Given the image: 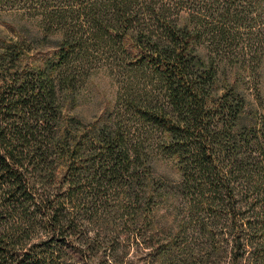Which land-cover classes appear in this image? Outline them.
Here are the masks:
<instances>
[{"label": "trees", "instance_id": "trees-1", "mask_svg": "<svg viewBox=\"0 0 264 264\" xmlns=\"http://www.w3.org/2000/svg\"><path fill=\"white\" fill-rule=\"evenodd\" d=\"M129 2L113 1L121 7L116 15L110 1L112 15H98L91 34L131 42L136 64L151 68L152 87L128 91L102 125L79 133L75 120L63 121L64 90L75 76L69 59L82 42L74 33H66L57 59L45 67L24 70L15 53L8 67L0 64V264H67V258L86 264L92 244L83 239L81 204L120 187L140 188L148 205L156 139L160 152L178 160L182 193L201 197L205 236L232 237L230 264H243V234L252 222L244 207L249 199L257 205L261 192L253 188L264 184V104L241 125L245 98L232 85L219 93L221 68L197 53L192 29L164 21L163 8L157 34L114 29L113 20L132 22ZM87 190L96 193L83 201Z\"/></svg>", "mask_w": 264, "mask_h": 264}, {"label": "rangeland", "instance_id": "rangeland-1", "mask_svg": "<svg viewBox=\"0 0 264 264\" xmlns=\"http://www.w3.org/2000/svg\"><path fill=\"white\" fill-rule=\"evenodd\" d=\"M110 1V12L116 15L121 7L112 6L113 1H131L125 15L132 22L121 26L113 20L114 29L157 34L170 19L192 29L197 53L213 57L221 68L219 93L232 85L245 98L241 125L263 111L264 0H0V64L8 67L15 53L24 70L45 67L57 59L66 33H74L82 42L75 44L69 59L75 76L64 90L63 121L75 120L79 133L108 122L128 91L152 87L151 68L136 64L137 49L131 42L91 34L98 15L110 13ZM160 8L164 21L158 18ZM158 141L149 154L148 205L140 188L130 192L120 187L100 193L96 202L81 204L83 239L92 244L86 264H230L232 237L205 236V205L201 197L182 193L178 160L160 152ZM253 190L261 196L256 206L249 199L244 207L252 222L243 234V264H264V184ZM93 193L83 191L80 197L84 201ZM65 261L82 264L75 258Z\"/></svg>", "mask_w": 264, "mask_h": 264}]
</instances>
